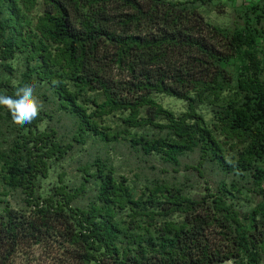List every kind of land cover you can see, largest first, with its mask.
Returning a JSON list of instances; mask_svg holds the SVG:
<instances>
[{
	"label": "trees",
	"instance_id": "trees-1",
	"mask_svg": "<svg viewBox=\"0 0 264 264\" xmlns=\"http://www.w3.org/2000/svg\"><path fill=\"white\" fill-rule=\"evenodd\" d=\"M25 84L32 123L0 107V264H264V0H0V94Z\"/></svg>",
	"mask_w": 264,
	"mask_h": 264
},
{
	"label": "rangeland",
	"instance_id": "rangeland-1",
	"mask_svg": "<svg viewBox=\"0 0 264 264\" xmlns=\"http://www.w3.org/2000/svg\"><path fill=\"white\" fill-rule=\"evenodd\" d=\"M225 10H226V13L229 11L228 8H226ZM225 18L226 17H223V15H219L216 12H213L209 14L208 16H206L205 19L210 23L224 25L227 23V20ZM157 101L163 107L168 108L176 113L182 112L184 110V107H183L184 103L181 100H177L169 96L160 95V96H157ZM206 117H209V116L207 115ZM113 158H114V161H113L114 165L121 167L120 173L130 176L131 171H130V167H128L130 166L129 162H133V158L135 157L131 156L129 161L126 160V163L128 165L125 168L120 166V163L122 164L125 162L124 160H121V158L118 156H113ZM193 159L194 158H191V159L184 158L182 162L183 163L191 162ZM148 164L149 165L151 164L153 167L156 168V170L151 171L152 175H156L157 177L159 176L160 178H163L165 175L167 176L173 175L171 169L166 167L158 158H154V157L150 158L148 161ZM63 166L64 168L70 167L68 163H64ZM162 170H166L165 171L166 174L162 173ZM180 170L182 172L181 174H183V171L185 170L184 165L180 166ZM149 171L150 169L147 170V175H149ZM56 175H57L56 173H53L50 176V178H48V180L45 181L46 182L45 184L47 185L49 182L56 180ZM208 179H210L211 185H214L217 183L216 177H208ZM58 250L59 249L52 248L51 246L46 247L45 245L32 246L29 248L22 247L19 249V252L12 257V260L10 263L11 264H55V263L60 264V261H58L57 259H59V256L61 255V250L60 251ZM223 262H225V264H231L230 261H223ZM67 264H69V262H67ZM217 264H221V263H217Z\"/></svg>",
	"mask_w": 264,
	"mask_h": 264
},
{
	"label": "clouds",
	"instance_id": "clouds-1",
	"mask_svg": "<svg viewBox=\"0 0 264 264\" xmlns=\"http://www.w3.org/2000/svg\"><path fill=\"white\" fill-rule=\"evenodd\" d=\"M0 107H5L11 113L12 121L19 126L32 123L41 110L31 84L18 87L15 91V98L0 94Z\"/></svg>",
	"mask_w": 264,
	"mask_h": 264
},
{
	"label": "water",
	"instance_id": "water-1",
	"mask_svg": "<svg viewBox=\"0 0 264 264\" xmlns=\"http://www.w3.org/2000/svg\"><path fill=\"white\" fill-rule=\"evenodd\" d=\"M221 264H225V262L221 263Z\"/></svg>",
	"mask_w": 264,
	"mask_h": 264
}]
</instances>
